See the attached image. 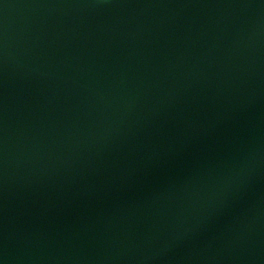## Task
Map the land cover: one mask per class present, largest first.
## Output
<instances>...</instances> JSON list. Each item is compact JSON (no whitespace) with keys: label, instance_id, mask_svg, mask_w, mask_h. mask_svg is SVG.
<instances>
[{"label":"water","instance_id":"1","mask_svg":"<svg viewBox=\"0 0 264 264\" xmlns=\"http://www.w3.org/2000/svg\"><path fill=\"white\" fill-rule=\"evenodd\" d=\"M0 264H264V0H0Z\"/></svg>","mask_w":264,"mask_h":264}]
</instances>
